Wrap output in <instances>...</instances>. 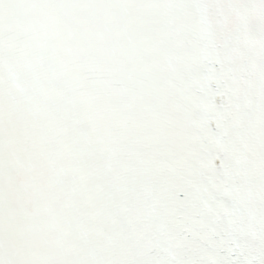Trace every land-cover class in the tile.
Segmentation results:
<instances>
[{
	"label": "snow or ice",
	"instance_id": "snow-or-ice-1",
	"mask_svg": "<svg viewBox=\"0 0 264 264\" xmlns=\"http://www.w3.org/2000/svg\"><path fill=\"white\" fill-rule=\"evenodd\" d=\"M0 264H264V0H0Z\"/></svg>",
	"mask_w": 264,
	"mask_h": 264
}]
</instances>
